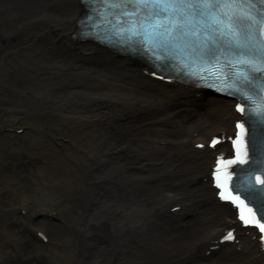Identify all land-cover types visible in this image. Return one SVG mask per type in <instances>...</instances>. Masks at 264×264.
Masks as SVG:
<instances>
[{"label":"bare ground","instance_id":"bare-ground-1","mask_svg":"<svg viewBox=\"0 0 264 264\" xmlns=\"http://www.w3.org/2000/svg\"><path fill=\"white\" fill-rule=\"evenodd\" d=\"M75 13L73 0H0V92L9 98L0 102V115L10 122L24 108L41 115L39 104L16 100L13 92L35 83L45 86L39 94L70 125L69 132L55 133L52 143L65 154L72 152L73 163L63 162L57 153L66 170L52 173V163L41 166L43 180L46 173L57 181L54 187L65 183L66 189H75L71 203L79 206L75 211L61 203L49 220L65 231L63 239L54 240L70 243L59 264H253L261 253L248 235L208 248L232 217L225 205L213 203L202 183L212 150L194 144L215 130L229 129V102L157 82L138 61L74 40L68 31ZM51 86L57 89L49 96L45 88ZM90 124L95 135L74 131ZM32 137L23 148L40 161L44 139L39 132ZM85 170L90 182L81 181ZM24 175L0 166L1 179L9 182L0 189L13 185L21 199L12 203L0 193L5 211H0V264H19L18 255L35 254L29 236L46 232L44 215L51 205L29 203ZM174 204L179 209L171 211ZM19 206L26 215L15 211Z\"/></svg>","mask_w":264,"mask_h":264},{"label":"snow or ice","instance_id":"snow-or-ice-1","mask_svg":"<svg viewBox=\"0 0 264 264\" xmlns=\"http://www.w3.org/2000/svg\"><path fill=\"white\" fill-rule=\"evenodd\" d=\"M86 19L81 27L89 34H119L129 48L142 45L161 67L170 60L183 66L171 69L175 71L203 66L200 82L213 81L210 86L219 84L218 91L235 97V108L242 112L235 125H248L247 148L237 131L232 139L236 155L223 163L243 164L247 157V183L234 181V195L223 172L211 174L221 189L217 195L237 205L240 221L255 225L264 241V179L259 174L254 182L250 179L253 173H264V0H89ZM217 139L213 136L209 144ZM220 164L218 156L213 167ZM248 204L256 205L255 211ZM225 237L233 238L231 229L221 239Z\"/></svg>","mask_w":264,"mask_h":264},{"label":"rangeland","instance_id":"rangeland-1","mask_svg":"<svg viewBox=\"0 0 264 264\" xmlns=\"http://www.w3.org/2000/svg\"><path fill=\"white\" fill-rule=\"evenodd\" d=\"M32 87L33 88L26 90V91L16 90L13 92H15L19 96V98H17L16 100H21L25 104H28V103L29 104L31 103L39 104L38 108L41 110L38 109L39 110L38 112H40L41 115H38L36 112H32L31 110L25 109V108L19 110V115L17 114L13 115L17 123L24 127V130L21 133H16V134L2 133L1 137H3L4 144L0 145V162L11 161V165L9 169L17 168L21 172V174H24V172L26 173V176L24 175L25 181L23 183L28 185V188L26 189V196L28 197L30 204L31 203L32 205L33 204L36 205V203L40 204L38 203L39 201L41 203H47L54 208L56 207L58 208L60 207V204L62 203V199H64L65 197L69 198L68 200H70L71 197L76 198V196L72 195L75 189L73 187H71L70 189H66L64 187L65 183H60V186H61L60 188L54 187L57 181L53 180L52 178L53 176L48 175L46 173L44 174L46 176L47 182L50 183L49 186L39 187L36 185L28 184L30 178L32 177V174L28 173L27 170L23 168L21 164V159L19 158L20 156H23L25 152L23 145L27 143L28 141L31 142L33 138L30 135L31 131H28V129L25 128V126H29L31 128L38 126L44 130L57 131V132H66L65 130H67L66 128H64L66 125L63 122H61L62 119L60 118L59 114H56L58 112L55 110L54 105L53 104L51 105L52 101L50 102L49 98H47L46 96H42V94H39L40 89L44 88L45 86H41V85L36 86V84L34 83ZM45 89L46 91L48 90L47 95L49 96L52 95L53 91L55 93V88L53 89L52 86L49 88L46 87ZM5 99L8 100L9 98L7 96H2L0 92V102H5ZM39 100L40 102H38ZM49 110H52L53 113L46 115L47 114L46 112H49ZM0 118H3V117L0 116ZM74 131L78 133L85 132L84 134L89 133L91 135L92 134L95 135L94 127H91L90 129H84V131H80L79 129H75ZM87 139L88 138H86V140ZM46 147L47 148H45L44 146L45 155H43V158L45 159L46 165L49 163H52V167L50 171L54 173V171L58 168V169H62L61 172H63V170L66 167L64 165L62 166V164H60V162L58 161L59 159L57 158L58 156H57L56 148L50 147V146H46ZM16 161H20L19 167L14 166ZM55 161H58L60 165H56ZM0 184L8 185L9 182L7 184L6 181L4 179H1L0 177ZM4 189L5 190L2 196L4 194H7L6 198L9 202L13 203L14 201L20 200L19 194L17 193V191L14 192L15 187L13 185L5 186ZM2 200H4V198H2ZM66 203L70 205L75 211H78L79 206H77L75 203L72 204L70 201ZM0 211L2 212V214H5V211H2L1 209ZM55 226L56 227H54L53 224H51L48 221L46 222V228H47L51 243H49L48 245L47 244L42 245L38 241H33V248L35 250V253H37L34 256V258L33 259L29 258L28 260L17 259L16 261H18L19 264H59L60 262H62L63 257L70 252V245H69L70 243L66 241L62 242L61 240L59 241L54 240V238L63 239V236H64L63 232H65L63 231V228L57 223L55 224ZM39 253H42L46 257V260L40 259L41 254Z\"/></svg>","mask_w":264,"mask_h":264}]
</instances>
